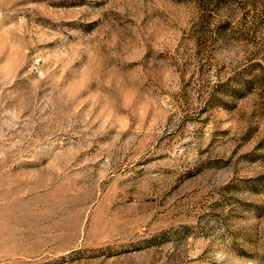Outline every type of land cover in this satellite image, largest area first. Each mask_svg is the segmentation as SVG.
<instances>
[{"label": "rangeland", "instance_id": "1", "mask_svg": "<svg viewBox=\"0 0 264 264\" xmlns=\"http://www.w3.org/2000/svg\"><path fill=\"white\" fill-rule=\"evenodd\" d=\"M0 264H264V0H0Z\"/></svg>", "mask_w": 264, "mask_h": 264}]
</instances>
